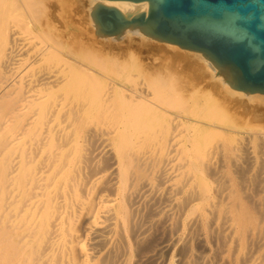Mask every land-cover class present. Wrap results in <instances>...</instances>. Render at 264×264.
Wrapping results in <instances>:
<instances>
[{
	"label": "bare ground",
	"instance_id": "obj_1",
	"mask_svg": "<svg viewBox=\"0 0 264 264\" xmlns=\"http://www.w3.org/2000/svg\"><path fill=\"white\" fill-rule=\"evenodd\" d=\"M42 1L0 0V264H264V195L249 206L192 138L206 122L192 113L199 97L161 74L138 81L108 72L126 61L96 51L82 58L61 33L28 19L30 11L39 20ZM87 1L90 13L97 2L125 15L149 10L147 0ZM43 34L48 40L38 41ZM98 35L119 44L138 36L197 65L230 103L264 102V93L233 87L199 50L139 26ZM216 122L205 125L226 129ZM259 140V155L232 143L237 169L255 167L253 196L264 190V132Z\"/></svg>",
	"mask_w": 264,
	"mask_h": 264
},
{
	"label": "rangeland",
	"instance_id": "obj_2",
	"mask_svg": "<svg viewBox=\"0 0 264 264\" xmlns=\"http://www.w3.org/2000/svg\"><path fill=\"white\" fill-rule=\"evenodd\" d=\"M44 1H46V2L44 3L42 1V3H40V4L38 3L39 7L42 4V7H40V8L38 7V9L42 10V12H43V13H39V15H40L39 20H38V18L37 19L35 18L38 16L37 11H36L37 14L35 13L36 16H34L35 15V14H33L34 12L29 11L30 14L27 13V14H29L28 19H30L31 22L40 23L41 25H43V27H47V29L51 32L56 31V33H61L62 37H64L63 39H67V40L69 39L68 41H70V43H71V40L73 39L71 44L68 43V41H67V48H72V47L78 48L79 47V50H81L82 58H84L83 57L84 53H86L85 59L87 58V56L88 57H94L95 56L94 51H96L97 55L99 54L98 56L96 55L97 57L104 58L107 61L115 62V61H122L123 60V61L127 62L128 66L126 68H124V70H122L123 69L122 67H119L117 65L116 66L111 65V67L108 68V72L112 75L123 76L125 79H127V77H128V79L129 78L138 79V81H139V79H141V78L144 79V77L148 76V75L161 74L167 78L170 77L168 80L174 79V81L176 82L174 84H175V86L177 85L176 88L177 89L179 88L178 89L179 91H188L191 93L193 91V93L196 94L200 100H199L198 105H194L192 107L193 108L192 113L196 116L198 113V116H200V118L206 122H216L217 121L216 123H218L219 125L226 126L225 127L226 129L223 131H218V130L214 129V131H213V129L211 130V128H209V127H207V125H205V123H206L205 122L203 124H200L199 126L193 127L192 138L194 140H197L198 142H200L199 145L201 148L207 146V153L211 154V156H213V159L216 162L218 161L217 165H219V163H221L220 167L218 166V169H219L220 173L222 172L223 178L227 177L224 179V182L226 181L228 183L223 182L225 184V186L228 187L230 185L231 187L232 186L235 187L237 189V191L240 193V195L243 197L242 199L249 206H252L254 204L253 201H259L261 199V197L263 198L264 190L262 192L259 191L257 194L255 193L256 196H253L254 192H252V190H255L254 185H256V183H254L255 182L254 180H253L254 182L252 181V179H253L252 173L254 174L255 167L252 166V168H250L251 166L250 167L248 166L247 170L249 172L246 170L245 171L246 176H245L244 173L239 171L240 169H237L239 166L237 164H233V162H232L233 159H231V158H235L236 155L238 154L237 151H239L238 149L233 148L234 145L235 146L237 145L235 141H237L239 143L236 146V148H240L239 147L240 146L239 141L243 140L245 142H248L247 145L250 146L249 151H250V149L252 150V152L254 151L253 153L250 151L251 154H256V155L258 154L259 155L260 152L258 150L262 151L261 150L262 147H261L260 140H259V135H261V132H264V102L263 101L262 102L251 101L250 103H246V104L243 102H240V103L238 102L239 104L237 102H236V104L231 102L232 103L231 104L230 100H228L229 98H226L227 102H228V103H226V99H223V98H225V95H222L223 93L221 94V92L219 91L221 89V84H219V83L213 81L212 79L208 78L209 74H207L206 76L203 75L206 78L201 77L202 76V75L200 76L201 73H199L198 69H196L197 65L193 64L195 67L192 66V64L184 61V59H182V58L180 59L178 56H175L171 51H168L166 49H161V50L160 49H154V48H150V46H146V45L142 46L141 45V43H142L141 39L138 36L134 37L133 41L130 42V44H128L127 42H121L120 44H119V42L111 43L108 40H105L104 38L100 37L97 33H95L96 29L94 27L92 28L93 22L91 21L92 17L90 18L91 13L89 11V1H87V0H82V2H81V0H44ZM44 7L48 10H46ZM44 10H46V11H44ZM47 11H50V12L47 13ZM39 12H41V11H39ZM44 12H46L48 15H46ZM49 16H50V18H49L50 22L48 21ZM17 21H19V18ZM19 22L21 23V21H19ZM51 22H52V24H51ZM21 25H23V24H21ZM48 35L45 36L43 34L41 36V38H38L37 40L38 41L40 40L41 42H43V40L47 41ZM90 44L91 45L94 44L93 48ZM138 44H139V47H137ZM68 45H69V47H68ZM81 47L82 48L84 47L83 48L84 50L81 49ZM85 48L86 49L88 48V49L86 50ZM97 48H98V50H97ZM124 48H125V50H124ZM91 49H93V50H91ZM90 50L93 52H91ZM83 51H84V53H82ZM90 53H92L94 55L91 56ZM166 53H167V55H165ZM88 54H90V55H88ZM170 54H172V55H170ZM159 58H162V59L159 60ZM176 59L178 61H176ZM152 60H153V62H152ZM157 62L160 64H158ZM178 62H179V65L177 64V66H176V63H178ZM153 66H155L156 68ZM178 66H180V67H178ZM151 67H152V70H151ZM159 69H161V70H159ZM190 69H191V72H190ZM113 71H115V72H113ZM193 71H195V72H193ZM168 73H169V75H168ZM192 74H194V75H192ZM190 75H192V76L189 78ZM194 82H196V83H194ZM211 89H212V91H211ZM215 92H216V94H213ZM220 94L222 97L220 96ZM216 96L217 97L219 96V97L217 98ZM205 105L207 106L206 109L204 108L202 110L201 108H203ZM227 106H229V107H227ZM200 109L202 111H200ZM205 115L207 116V118H205ZM182 127L183 126L179 127V129L181 130L180 133L182 135L179 134L178 139H184L186 136L185 132L182 130L183 128H185V126L183 128ZM216 131H217V133H215ZM197 135H198V138H197ZM215 140H217V141L215 142ZM232 143L234 145H232ZM213 145L216 146L215 147L216 149H213V147H214ZM208 147H209V149H208ZM231 147H232V149H231ZM215 150H216L217 154L214 153V155H212V153L215 152ZM231 151H233V152L231 153ZM255 151H257V152H255ZM219 152H220V154H219ZM234 152H236V155ZM194 153H195V151H194ZM230 160L232 163L230 162ZM234 163H235V161H234ZM222 164H224V165L222 166ZM230 165H231V167H230ZM233 165H235L236 168ZM221 167H222V169H220ZM234 169H237V170H234ZM231 173H232V176H231ZM208 175H210L209 172L207 173V177H208L207 179H208L209 184H211V186H214L215 182L213 181V178H211V175L210 176H208ZM263 175H264V173H263ZM234 176H235V180L239 179V181L238 180L233 181ZM243 177H244V179H243ZM246 178L247 179L249 178V179L245 180ZM250 178H251V180H250ZM263 178H264V176H263ZM242 181H244V184H245L244 185L242 183V185H244L245 187L247 186L246 187L247 190L245 189L244 186L240 185L241 184L240 182H242ZM245 181L247 184L245 183ZM227 184H229V185H227ZM233 184H235V185H233ZM252 185H253V187H252ZM230 186H229V188H230ZM240 190H242V192H243L242 194H241ZM249 192L253 198L250 197ZM255 192H257V191H255ZM244 193H246L245 194L246 197L248 195L247 198L244 197ZM249 198H252V200L250 199L252 202H250ZM257 198H258V200H255ZM251 203H253V204L251 205ZM167 257H168V255H167Z\"/></svg>",
	"mask_w": 264,
	"mask_h": 264
},
{
	"label": "water",
	"instance_id": "obj_3",
	"mask_svg": "<svg viewBox=\"0 0 264 264\" xmlns=\"http://www.w3.org/2000/svg\"><path fill=\"white\" fill-rule=\"evenodd\" d=\"M147 1L148 12L127 15L95 3V32L120 34L139 26L157 39L203 52L236 89L264 93V0Z\"/></svg>",
	"mask_w": 264,
	"mask_h": 264
}]
</instances>
